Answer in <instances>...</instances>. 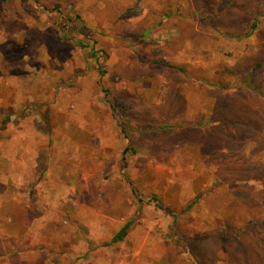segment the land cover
Returning a JSON list of instances; mask_svg holds the SVG:
<instances>
[{
	"label": "rangeland",
	"instance_id": "rangeland-1",
	"mask_svg": "<svg viewBox=\"0 0 264 264\" xmlns=\"http://www.w3.org/2000/svg\"><path fill=\"white\" fill-rule=\"evenodd\" d=\"M244 1L259 12L221 17L217 9H205L202 0H0V264H225L227 249L235 258L229 232L249 233L253 224L246 220L252 214L246 206L232 207L229 188L238 182L244 193L249 184L264 186L248 177L249 167L264 169V108L255 111L264 100V0ZM166 13L171 17L163 19ZM253 16L261 25L245 35L238 24ZM146 29L149 37L135 42ZM253 68V82L263 88L260 95L244 84ZM241 94L250 101L246 109L237 104ZM234 113L262 117L263 128L242 134ZM184 119L230 131L226 154H231L210 156L202 139L188 143L173 130L177 128H169ZM12 124L16 127L10 130ZM70 126L92 133L86 150L91 148L87 160L93 167L86 181H79L90 191L77 195V203L91 197L101 211L120 188L122 199L142 206L145 224L165 250L163 258L159 249L153 253L156 259L133 258L117 244L118 259L95 242L92 256L75 258L62 210L55 211V221L59 214L62 222L49 220L44 228L31 223L42 213L43 199L66 197L59 172L53 173L58 178L44 180L49 155L42 130L63 134L55 155L59 167L76 171L84 158V147L78 145L77 166L68 164L73 156L67 141ZM112 128L135 146L132 152L128 144L119 160L103 158L106 149L118 148L113 138L102 146V135ZM13 137L26 142V155H37L39 164L35 173L33 161L26 162V174L31 170L36 176L23 180L28 192L24 203L20 190L14 193V202L30 212L19 235L12 237L8 183L17 189L21 181L8 182V154L17 149L8 142ZM128 153L134 156L127 161ZM233 158L235 168L226 162ZM242 163L248 169L239 171ZM135 167L137 179L132 177ZM53 186L57 189L46 199L45 190ZM198 194L201 198L184 211ZM128 204L126 200L121 207Z\"/></svg>",
	"mask_w": 264,
	"mask_h": 264
},
{
	"label": "crops",
	"instance_id": "crops-1",
	"mask_svg": "<svg viewBox=\"0 0 264 264\" xmlns=\"http://www.w3.org/2000/svg\"><path fill=\"white\" fill-rule=\"evenodd\" d=\"M4 39V38H3ZM0 43H2V38H0ZM1 62V60H0ZM21 126V125H20ZM18 126L16 129H19ZM10 130H13L15 124H12ZM23 129L20 128L21 131ZM53 129L44 128L42 131L44 132V137L46 138V141H48L46 146L47 154L49 155L46 158V161L44 163V171L48 170L46 175L44 176V180L52 179V178H58V176L53 175L54 172H59V183H63V190L65 192L66 197L61 198L59 195L58 198H56L54 201L47 200L44 202V199L42 200V203L40 204L43 208L42 213L39 216H35L34 219H32L31 223L34 224L36 221H38V225L40 228H44L49 220L55 223L62 222V219L60 220V215L58 214V218L55 221L56 218V212L55 211H63V214L66 216L65 222L69 226V231L72 233L73 237H70L69 242L74 247L73 251L75 253V258H80L81 256L90 257L92 256V252L97 249V247L94 248V242L95 244L103 245L105 249H107L108 253L114 258H120V254L118 253L119 250H122L124 247L125 252L132 254L133 258L137 259H156V255L153 253L161 251L160 257L163 258L164 256V248L160 246L156 238L152 235L150 227L148 228L145 224L147 221V218L142 213V206L140 204L134 203L130 198L129 199H122L123 193L120 191V188L115 189L116 197L113 199L112 202L108 203L107 206L103 205L102 210H98V207L94 205L91 197L81 199L77 203L76 197L77 195H85L89 194V187L84 184H80L79 181L81 178H86L87 174L91 173L92 170V160H87V154L91 156L92 151L91 148L87 151L86 146H89L90 142L92 141V133L88 132L85 129H77V128H71L69 127V133L67 134V141L70 144V147L73 149L71 150L73 156L69 157L68 164L71 166H77V157L79 153V149L77 148L78 145L81 147H84V158L80 161L78 165V170L76 169H70V167H59L58 163L59 160L55 159L56 150L60 143L61 137H63V134L55 135L52 133V135L49 133ZM39 131V130H38ZM41 131V132H42ZM54 131V130H53ZM65 136V135H64ZM105 138H104V137ZM57 137L58 139H55ZM106 138H113L112 140L117 141V147L116 150L114 148H111L112 151H109V149H106V153H104L103 158L108 160L111 159H117L119 160V157L123 155L124 150L126 147H128V141H126L121 136V132L119 130H115V128L109 129L104 132V134L101 137L102 146L104 148L107 147V144L105 141H108ZM115 138V139H114ZM56 140V142H55ZM111 140V139H110ZM8 142H12V145L15 146L16 152L15 154H8V182H17L19 179L21 180L19 183L20 185L17 186V189H13L11 183H8V235L10 236H18L20 229L23 226V220L25 218V213L30 212V208H25V204L23 205H17L16 202H14V193H17V190L19 189L21 192V199L22 201L25 200V194H27V188L24 183V179L26 177L31 179V175L34 174L37 164H39L38 158L36 156L26 155L25 148V141L16 140V137L8 140ZM53 143L50 147V144ZM130 148L132 149V152L135 151V146L133 144H129ZM79 147V148H81ZM110 152V153H109ZM134 154L128 153L126 154L127 161L132 158ZM27 157V158H26ZM32 157V158H31ZM72 157V158H71ZM31 158V159H30ZM136 159V158H135ZM33 161V174L32 171L29 170L28 174H26L25 166L26 162ZM38 162V163H37ZM135 162V160H132L130 163L132 164ZM13 164H19L18 168H14ZM48 165V166H47ZM19 169L18 171H16ZM36 173V172H35ZM149 175V176H148ZM148 178L150 177V173H148ZM36 175L34 174L33 178ZM132 177L133 178H139L140 177V171L137 167L132 170ZM86 181V180H85ZM31 183V182H29ZM45 183V182H44ZM27 184V183H26ZM39 186V185H38ZM36 186V188L38 187ZM41 186V184H40ZM47 186V185H46ZM44 184V187H46ZM60 186V184H59ZM19 187V188H18ZM57 189L55 186L52 188L45 190L46 199H49V194L51 193V190ZM59 192V191H56ZM52 192L51 194H53ZM121 196V197H120ZM126 200H128V205H125V207H121L122 203H124ZM21 201V202H22ZM20 202V203H21ZM24 203V201H23ZM58 203V204H57ZM110 208V209H109ZM38 210H40V207L38 205ZM41 211V210H40ZM53 211V215L52 212ZM64 217V216H63ZM150 221V220H149ZM127 223H130L129 231L126 235V237L118 241L116 243H112V240L114 236L120 231V229ZM110 244V245H109ZM120 245V249L117 250V247H113L114 245ZM78 245V247H77ZM122 252V251H120ZM153 264H157L156 262H152ZM147 264V263H146Z\"/></svg>",
	"mask_w": 264,
	"mask_h": 264
},
{
	"label": "trees",
	"instance_id": "trees-1",
	"mask_svg": "<svg viewBox=\"0 0 264 264\" xmlns=\"http://www.w3.org/2000/svg\"><path fill=\"white\" fill-rule=\"evenodd\" d=\"M203 7L205 9H217V13L219 16L223 17L225 15L226 18L233 17V12H241L243 14L249 13L251 9L253 11L259 12L255 7L246 5V2L244 0H202ZM168 17H171L170 13H166V15L163 17V19H167ZM165 21V20H164ZM261 25L259 17L253 16L251 20L243 22L240 21L238 24V28L246 29L247 33L245 35H250L251 33L255 32ZM264 26V24H263ZM150 29L143 30L137 37H135L134 41L139 43L146 40L147 37H149ZM93 53H96V50L93 51ZM261 64L258 63L255 69H257L258 66ZM254 68L252 69L251 73L247 74L244 78L246 88L251 89L253 91L258 92V95L263 93V88H259L256 86L253 82V74H254ZM244 96V97H243ZM238 97V96H237ZM237 97L235 98L237 102ZM245 94H241L238 99V106L240 109H246L250 105L249 99L247 100ZM249 101V102H248ZM174 104V103H173ZM171 105V104H170ZM258 110L261 111L264 108V100H261L258 104ZM217 109V108H215ZM228 111V109H227ZM242 114L245 113V111H241ZM264 112V110H263ZM173 117L175 118L174 113L172 112ZM229 115L230 113L227 112ZM226 114V115H227ZM234 118L235 125H237L238 131L242 134H253L254 132H258L263 128L262 124V117H250V115H246L248 117H245V115H239L237 113L231 114ZM257 115V114H256ZM220 116V115H219ZM207 121L205 120H197V121H190V120H181L175 125H170L169 128H177L173 129L176 131V133L179 135H183L185 137V140L188 143H198L199 141L204 142L207 145L204 149L210 156L213 154V157L215 155H222V156H228L230 154L228 153V150L230 148L226 146L227 140L232 137L230 131L223 130L222 128L218 127V131L216 127H208ZM209 131L207 133H204L205 135L202 137L196 136L198 132L200 131ZM218 134V138H215L216 141H214L215 134ZM224 145V147L222 146ZM201 149V148H200ZM202 148V152H203ZM232 157H235L234 154H232ZM231 157V158H232ZM234 159V158H233ZM226 160L232 161L234 164V168L236 166L235 159ZM218 161V160H217ZM225 161V160H224ZM216 162V160H214ZM212 162V163H214ZM217 164H219L217 162ZM243 165L238 166L239 171H243L248 169L249 164L242 163ZM257 164V163H255ZM44 167V165H43ZM263 169V168H262ZM262 169L259 168V166H252L249 167L248 171V177L251 179H258L261 181V183L264 185V176L262 175ZM264 170V169H263ZM43 172V171H42ZM223 185H226L227 183L222 182ZM231 184V183H230ZM247 184V182H245ZM243 184L235 182L234 187H230L229 190L233 193V199H232V207L237 205H244L246 208L251 211V215L246 219L249 223L253 224L251 231L248 233L246 230L238 229L237 231L231 230L229 232L230 237L233 240V247L234 251L236 252L235 258L233 254L227 249V256H232L230 261H227V256L225 257L226 263L225 264H264V186L259 187L255 184H249L250 189L244 191V193L239 192V190L242 188ZM236 192V193H235ZM241 193V194H239ZM201 198V195H197L189 204L184 208V211L190 210V208L197 202L198 199ZM130 228V223L125 224L120 231L114 236L112 243H116L118 241L123 240ZM206 253V252H205ZM197 256V255H196ZM214 254H212V257ZM203 258V256H202ZM200 263H202L201 258Z\"/></svg>",
	"mask_w": 264,
	"mask_h": 264
}]
</instances>
